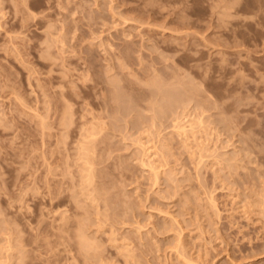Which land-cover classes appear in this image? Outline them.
<instances>
[{"label": "rangeland", "instance_id": "374dc122", "mask_svg": "<svg viewBox=\"0 0 264 264\" xmlns=\"http://www.w3.org/2000/svg\"><path fill=\"white\" fill-rule=\"evenodd\" d=\"M0 264H264V0H0Z\"/></svg>", "mask_w": 264, "mask_h": 264}, {"label": "bare ground", "instance_id": "6f19581e", "mask_svg": "<svg viewBox=\"0 0 264 264\" xmlns=\"http://www.w3.org/2000/svg\"><path fill=\"white\" fill-rule=\"evenodd\" d=\"M25 3H26V2H25ZM64 40H65V39H64ZM109 71H110V70H109ZM109 71H108V72H109ZM153 80H154V79H153ZM175 80H176V79H175ZM110 81H111V80H110ZM116 81H117V80H116ZM111 84H112V83H111ZM180 85H181V84H180ZM183 86H184V85H183ZM154 105H155V104H154ZM47 107H48V106H47ZM202 108H203V107H202ZM70 109H71V108H70ZM71 111H72V110H71ZM198 112H199V111H198ZM161 114H162V113H161ZM200 115H201V114H200ZM192 117H194V116H192ZM39 118H40V117H39ZM196 118H197V117H196ZM203 118H204V117H203ZM186 119H187V118H186ZM201 119H202V117H201ZM176 120H177V119H176ZM178 120H179V119H178ZM197 120H198V119H197ZM199 120H200V119H199ZM203 120H204V119H203ZM43 121H44V120H43ZM71 121H72V120H71ZM155 122H156V121H155ZM180 122H181V121H180ZM199 122H200V121H199ZM178 123H179V121H178ZM178 123H176V124H178ZM194 123H195V122H194ZM188 124H189V123H188ZM179 125H180V124H179ZM189 125H190V124H189ZM191 125H192V124H191ZM191 125H190V126H191ZM173 126H174V125H173ZM176 126H177V125H176ZM176 126H175V127H176ZM184 126H185V127H184ZM184 126L182 125V126H180V127H181V130H183V131L186 133V128H187V127H186V125H184ZM188 127H189V126H188ZM193 127H194V126H193ZM65 128H66V127H65ZM176 128H178L177 130H180L179 127H176ZM183 131H181V132H183ZM209 131H210V130H209ZM179 132H180V131H179ZM192 132H193V130H192ZM89 134H90V133H89ZM183 134H184V133H183ZM96 135H97V134H95V138H96ZM184 135H185V134H184ZM93 136H94V135H93ZM93 138H94V137H93ZM90 140L92 141V139H90ZM90 140H89V141H90ZM96 140H97V138H96ZM82 144H83V143H82ZM85 144H86V143H85ZM88 145H89V144H88ZM85 147H86V146H85ZM94 147H95V146H94ZM209 147H210V146H209ZM204 148H205V147H204ZM84 149H85V148H84ZM88 149L91 150L89 147H88ZM207 149H208V147H207ZM207 149H206V150H207ZM86 150H87V149H86ZM150 150H151V149H149V151H150ZM144 151H145V150H144ZM146 151H147V149H146ZM208 152H209V151H208ZM92 153H93V152H92ZM86 154H87V153H86ZM90 155H91V154H90ZM90 155H89V156H90ZM200 155H201V154H200ZM87 156H88V155H87ZM87 158H89V157H87ZM149 158H150V156H149ZM81 159H82V158H81ZM89 159H90V158H89ZM94 160H95V159H94ZM88 163H89V162H88ZM229 165H230V164H229ZM92 169H93V168H92ZM88 172H89V171H88ZM90 172H91V171H90ZM92 182H93V181H92ZM83 183H84V182H83ZM91 184H92V183H91ZM99 198H100V197H99ZM81 229H82V228H81ZM78 234H79V233H78ZM82 237H84V235H83ZM80 238H81V237H80ZM84 239H85V238H84ZM79 240H80V239H79ZM83 241H84V240H83ZM87 241H88V240H87ZM83 243H84V242H83ZM86 244H87V243H86ZM87 247H88V246L86 245V248H87ZM89 248H90V246H89ZM87 254H88V253H87Z\"/></svg>", "mask_w": 264, "mask_h": 264}]
</instances>
